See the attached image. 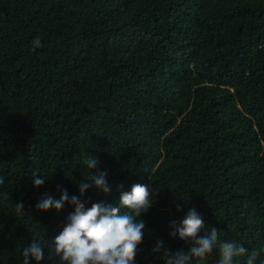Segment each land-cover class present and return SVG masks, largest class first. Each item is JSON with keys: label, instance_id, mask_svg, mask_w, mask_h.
Masks as SVG:
<instances>
[{"label": "trees", "instance_id": "16d2710c", "mask_svg": "<svg viewBox=\"0 0 264 264\" xmlns=\"http://www.w3.org/2000/svg\"><path fill=\"white\" fill-rule=\"evenodd\" d=\"M0 264H264V0H0Z\"/></svg>", "mask_w": 264, "mask_h": 264}]
</instances>
